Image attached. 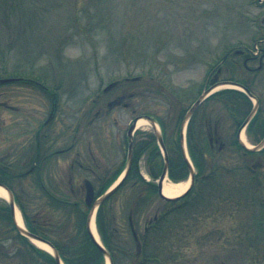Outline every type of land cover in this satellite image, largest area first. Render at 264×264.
<instances>
[{"label":"rangeland","instance_id":"rangeland-1","mask_svg":"<svg viewBox=\"0 0 264 264\" xmlns=\"http://www.w3.org/2000/svg\"><path fill=\"white\" fill-rule=\"evenodd\" d=\"M257 43V59L245 63V55H236L237 50H257ZM262 54L264 0H0V78L30 77L49 86L47 93L41 85L0 83V159L13 171L25 172L26 150L29 156L46 134L52 150L75 144L70 152L53 154L45 181L58 184L70 202L84 205L85 179L98 190L128 163V129L136 116L162 120L167 130L160 124L158 130L166 134L170 155L178 154L179 127L217 65L221 77L244 81L260 99L255 127L245 131L255 144L264 126ZM234 88L220 85L200 105L193 118L197 136L207 137L203 119L208 113V122L217 124L222 139L233 145L254 104L242 94L223 93ZM154 132L151 124L137 127L135 138L147 137L157 145ZM78 151L95 174L72 167ZM149 151L138 165L145 181L157 182L147 171ZM198 155L202 174L213 173L204 198L196 200L192 192L167 201L150 194L144 182L130 179L105 201L103 222L127 243L116 253L117 264H264V151L245 154L233 145ZM252 167H259L255 175ZM251 174L259 181L253 190L247 189ZM71 175L85 187L84 194L79 189L70 194ZM32 184L31 176L14 184L29 215L42 210L58 221L62 213L49 198H39ZM83 209L88 211L86 204ZM165 212H172V232L153 246L156 259L136 257L131 216L142 233L146 222ZM78 220L73 217L72 227L53 236L75 232ZM13 241L5 245L14 251Z\"/></svg>","mask_w":264,"mask_h":264},{"label":"trees","instance_id":"trees-1","mask_svg":"<svg viewBox=\"0 0 264 264\" xmlns=\"http://www.w3.org/2000/svg\"><path fill=\"white\" fill-rule=\"evenodd\" d=\"M229 92H235L239 95L242 94L244 97L248 98L245 93L238 90H227L223 93ZM256 121L257 117L252 122L250 130H253ZM260 134L264 135V128L263 130H260ZM148 147H150V160H155L156 163H158L160 170L161 162L157 145L151 144V142H149ZM142 153L143 151H139V153H137V160ZM192 154L196 163L199 165V167L202 168L203 165L201 164V156L198 155L199 153L193 152ZM137 160H135V162H137ZM171 164L174 168V171L171 172L172 177L176 179L183 177L175 175L177 169L187 168L186 162L180 151H178V154L174 158H171ZM119 171L120 170H118V172L110 179L100 184L99 193L104 192L109 187ZM131 172L132 178L135 181L134 183L137 184L140 181L144 182L145 184H147V189L150 194L156 192L158 193L156 184L153 182H146L142 178L139 167H137L136 164ZM22 176L23 174L19 175L20 178H22ZM250 176V188L247 189L252 188L253 190L256 184H259V181L254 175L251 174ZM211 177L212 176H210V179ZM211 184L212 183L209 184L205 180H202L199 185V189L196 190V200H198L199 198H204L202 194L203 192H206L205 189L207 187H210ZM52 186L54 189H52ZM52 186L45 185V183L38 179L35 192L41 195L39 198H49V201H51V203H49L51 204V207H55L56 209H58L57 211H60L62 213L58 221L54 220L52 218L53 216H48L42 210H35L33 211L35 213H31L29 215L28 208L26 206L27 202L21 198L20 192L14 190L16 194V200L24 213L28 228L32 232L50 240L60 251L65 264H105L104 253L87 229V216L90 207L83 201L84 205L86 204L88 208V211H85L83 209L84 205H81V202L74 201L72 203L67 197L61 195L63 191L58 188V184H52ZM59 186L61 187V185ZM138 195L139 198L141 195ZM102 210L103 207L100 209L98 214L99 229L104 242L112 253L115 264H117L116 253L123 252V246L127 248V243L123 240V238H121L122 236L118 234L117 229L115 230L114 235L108 231L105 223L102 220ZM171 213L172 212H165L159 217L151 218V221L149 220L147 222L146 227L144 228V231L142 233L137 232L135 230V226H133L134 228L132 227V232L135 241L137 242V252L135 255L136 257H141L142 254H144L147 259H156L157 255L154 253L155 248H153V246L155 247V245L158 243V240H161L162 235L166 236L167 234H170L172 232V226L170 224ZM73 217L74 220L79 218L76 224V226L78 227L76 228L77 230L75 232L63 234L58 232L56 234L57 237L55 238L52 234L53 232L56 233L57 231H62V229L73 226ZM132 220L133 218L131 216V221ZM262 234L264 235V232H262ZM9 239L14 240L10 245L16 246L17 244L14 251L7 247V245H5V241H9ZM125 253H128L127 249H125ZM0 257L3 259L0 260V264H57L55 257L51 253L37 247L26 236L19 232L13 218L11 205L5 200H0ZM14 257L19 258V261H15ZM7 259L8 261L6 262Z\"/></svg>","mask_w":264,"mask_h":264},{"label":"flooded vegetation","instance_id":"flooded-vegetation-1","mask_svg":"<svg viewBox=\"0 0 264 264\" xmlns=\"http://www.w3.org/2000/svg\"><path fill=\"white\" fill-rule=\"evenodd\" d=\"M241 53H243L245 55V63L249 59H257L258 58V56H250V53L248 51H241ZM263 61H264V54L259 57V66H258L259 68L262 67ZM221 73H222L221 65L215 66L209 72V75H208L207 80L205 82V86L206 85L210 86V85L216 84V83L221 82V81L226 80V79H232V78H228V77H221ZM41 87L43 88V90H45V92L49 93L48 88H46L44 86H41ZM199 108H200V106L196 109V112H197V110ZM193 118H194V115L191 118V120L189 122V125H188V129H187V145H188V148H189L190 152H192V153L193 152L205 153V152H208V151H216V150L217 151H225V150H229L234 145L236 148L239 147V148L243 149V152L245 154L246 153H254V152L247 151L244 148V146L241 144V142H240V140L238 138L239 128H240L242 122H240V124L238 126V129H237V132H236V140L234 141V143L232 145L231 144L232 142L230 143V142L222 139L221 135L218 132V125L217 124H215L213 126V125H211L208 122V119H209L208 118V113H205V118L203 119V120H205L207 122L202 120L201 121L202 126L200 127V129H201L203 127V123L204 122L206 123L205 126L207 127V137H202L200 135L197 136V134H196L197 131H196V128L194 127L195 123H194V119ZM160 122H161V126L163 128V131L167 130V126L165 125V123L163 121H161V120H160ZM195 126L197 127V124H195ZM179 129H180V127H179ZM179 133H180V130H179ZM163 134H164V138H165V142H166V147H167L168 151L170 152V149H169L170 145H169V143L166 140L167 139L166 134L164 132H163ZM48 136L46 134L45 137L40 139L39 143L37 142L35 147L32 148V151L30 152L29 156L27 154L28 153L27 150H26V152L24 154L25 157H24V160H23V166L27 167V169L25 171L26 172L25 175L33 177V184L31 185V187H33V190H35V191H36V186H37L38 179L40 181H42L43 183H45V185L49 184V183H47L45 181L44 172H45V168L48 166V164H50L52 162L53 154L70 152L71 150H73V148L75 146V144H71L69 146H66V148H63V149L52 150L51 146H52V143H53L52 141L53 140L49 141L48 138H47ZM146 139H147V137H142L141 140L137 139V138H134L135 151H134V161H133L132 169L135 166V164L137 165V167H139V165L137 164L139 160L136 159L137 158V153H139V151L146 152L150 148V147H148V144H149L150 141L149 140L147 141ZM174 140H175L174 143L177 142V147H178L177 148V152H178V151H180V139L177 137ZM29 145H31V144H29ZM29 145H28V147H29ZM80 154L81 153L78 151L76 160L73 161L72 167L76 166V167L82 168L84 170L87 169V170L91 171L93 174H95L96 173V170H95L96 168H94V165L92 163L91 164H87V165L84 164V162H82V160L79 159ZM135 160H137V162H135ZM195 163H196V161H195ZM196 166L198 167L199 165L196 163ZM147 168H148V172L152 176L159 175L161 173V170H162V169L159 170L158 163H154V161H148V167ZM200 168L201 167L198 168V173H197V176H196L195 185L193 186L192 191L194 189H196L197 185L200 183V181L202 179L205 180V181H208L209 180V176L213 175L212 173H210V174L209 173L208 174H202ZM258 168H254V167L251 168V170H252L254 175H255V172L258 170ZM4 170H6L7 172L4 171ZM13 170H14L13 166L8 165L7 162L3 158L0 159V182L4 183V184H7L11 188H13L17 192H19L17 187H16V185H14V184H15L16 181L23 182L22 178H20L19 175L21 173H24V172H19L18 173V172L13 171ZM172 171H174V168L172 167L171 157H170V173ZM187 172H188L187 168L177 169L175 175L183 176L184 174L187 175ZM9 179H11L13 181V183L7 181ZM130 179H132V172H130V175L128 177V180H130ZM106 180H108V178H106L105 181ZM69 184H70V189H71L70 194H74L76 189L83 190V194H84L85 187L82 186V185H78L76 183V179H74V175L70 176Z\"/></svg>","mask_w":264,"mask_h":264},{"label":"water","instance_id":"water-1","mask_svg":"<svg viewBox=\"0 0 264 264\" xmlns=\"http://www.w3.org/2000/svg\"><path fill=\"white\" fill-rule=\"evenodd\" d=\"M20 80H24V78H21V77H8V78H0V83H5V82H12V81H20ZM224 84H232V85H236L238 87H240V89H242L244 92H246L249 96L251 97H255V95L252 93V91L246 87L245 85H243L242 83H239V82H235V81H223L219 84H216V85H213L207 89H205L203 91V93L200 95V97L198 98V100L193 104V106L188 110L187 112V115H186V118L184 120V124L182 126V140H184V128H185V125L186 123L189 121L190 117L192 116V114L194 113V111L196 110V108L200 105V103L206 98L208 97L216 87L220 86V85H224ZM258 107H259V100L258 98H256V104L252 110V112L249 114V116L246 118V120L244 121L243 125L241 126L240 130H239V138H240V141L241 143H243L247 148L251 149V150H261L264 148V138L259 142V144L255 147H249L247 146L241 139L240 135H241V132H242V129L250 122V120L254 117V115L256 114L257 110H258ZM140 118H146L148 120H150V122L153 124L154 128H155V134L156 136L158 137L159 139V142L164 150V155H165V168L163 170V173L161 174L159 180H158V186H159V191H160V194L168 199V200H177L179 198H181L182 196H184L191 188L192 186L194 185V182H195V170H194V166L192 165L189 157H188V154L186 152V149L184 148L183 146V156L186 160V162L188 163L190 169H191V183L188 187V189L181 195L179 196H176V197H169V196H166L163 192V184H164V181L166 179V177L168 176V168H169V158H168V152H167V149H166V146H165V143H164V139H163V136L161 134V132H159L158 130V126L156 124V121H155V118H153L152 116L150 115H145V116H138L134 119V121L132 122L130 128H129V131H128V134L130 136V145H129V157H128V163H127V166L125 168V170L123 171V174L121 176L120 179H118L104 194H102L101 196H99L98 198H95V187L93 185V183L88 180L86 181V186H87V193H86V201L88 204H91L92 207H91V210L89 212V215H88V220H87V228H88V231L90 232L91 236L93 237V239L95 240V242L98 244V246L100 247V249L102 250V252L104 253L106 259L109 260L110 264H114V260H113V257L110 253V251L108 250V248L100 241H98V239L95 237L94 233L92 232V229H91V223H92V219L94 217V215H96V211L97 209L99 208V206L107 199L109 198L112 194H114L120 187L121 185L123 184V182L125 181L128 173H129V170L131 168V165H132V161H133V132H134V129L135 127L137 126V123L139 121ZM0 186L4 187L8 193H9V198H8V201L12 207V214H13V218H14V221H15V224L19 230V232L21 234H23L24 236L30 238L33 242L34 240H39V241H42L48 245L51 246L52 248V251H50L52 253V255L55 257L56 259V263L57 264H62V262L64 263L62 257H61V254H60V251L58 250V248L48 239L30 231L26 225L24 226H21L18 221H17V215H16V201H15V195L13 193L12 190H10L6 185H4L3 183H0Z\"/></svg>","mask_w":264,"mask_h":264},{"label":"bare ground","instance_id":"bare-ground-1","mask_svg":"<svg viewBox=\"0 0 264 264\" xmlns=\"http://www.w3.org/2000/svg\"><path fill=\"white\" fill-rule=\"evenodd\" d=\"M233 86L237 87L236 85H232V84L226 85V87H233ZM150 123L151 122L149 120H147L146 118H141L138 121L137 125H138V127H141V126L149 125ZM241 138L248 146H253L252 143H250L249 140L247 139V136H246L244 131L242 132ZM189 182H190L189 180H182V181L175 182V181H173L167 177L164 181V184H163V192L166 196H169V197L179 196L180 194L185 192V190L188 188ZM0 197L9 198L8 191L2 186H0ZM16 215H17L18 223L21 226H24L25 225L24 218H23L22 212L18 206L16 207ZM91 229H92V232L94 233L95 237L98 239V241L102 242V238L100 236V233L98 231V228H97V225L95 222V215L92 219ZM34 242L38 246H40L46 250L52 251V248L50 245H48L42 241H39V240H34ZM62 264H64V263L62 262ZM107 264H110L108 259H107Z\"/></svg>","mask_w":264,"mask_h":264}]
</instances>
